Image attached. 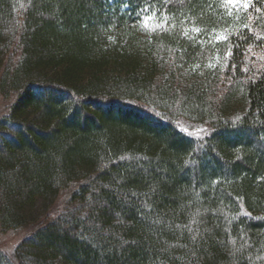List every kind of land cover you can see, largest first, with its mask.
Wrapping results in <instances>:
<instances>
[{
  "label": "trees",
  "instance_id": "16d2710c",
  "mask_svg": "<svg viewBox=\"0 0 264 264\" xmlns=\"http://www.w3.org/2000/svg\"><path fill=\"white\" fill-rule=\"evenodd\" d=\"M248 3L0 0V227L30 231L0 264H264Z\"/></svg>",
  "mask_w": 264,
  "mask_h": 264
},
{
  "label": "rangeland",
  "instance_id": "374dc122",
  "mask_svg": "<svg viewBox=\"0 0 264 264\" xmlns=\"http://www.w3.org/2000/svg\"><path fill=\"white\" fill-rule=\"evenodd\" d=\"M221 5H222V10H224L226 12V14L228 15L229 9H228V7H226L223 4V0H221ZM243 11H244L243 7H240L239 9H231V12H232L231 16L233 17L237 13L242 14ZM16 53L17 54H14V57L17 58V60H18V57L20 56L19 49L17 50ZM14 62L15 61H13V63ZM251 63H255V62H251ZM13 102H14V97H12V96L7 97V98H3L2 96H0V119L4 116L8 115L10 106ZM181 127L188 128V127H186V125H183V124L181 125ZM183 128H181V129H183ZM204 128L205 127L200 126V124H198L195 126V128L191 127L188 129H189V131H190L189 133L191 135L196 134V133L197 134L201 133V135H202L204 133ZM199 137H200V135H199ZM66 198H67L66 196H62L60 198V204H58L56 206V208L53 210L54 212H57L58 210H60V208H62V205L65 202ZM29 232L30 231H27V230H13V229L3 230L0 227V254L5 255V256L6 255L9 256L12 253L13 248L17 244H19L22 241V239L29 234Z\"/></svg>",
  "mask_w": 264,
  "mask_h": 264
},
{
  "label": "snow or ice",
  "instance_id": "6c2138e0",
  "mask_svg": "<svg viewBox=\"0 0 264 264\" xmlns=\"http://www.w3.org/2000/svg\"><path fill=\"white\" fill-rule=\"evenodd\" d=\"M223 4L228 7V15H231V9H239L240 7H243L244 9H247L250 5L248 3V0H223ZM153 16H144L143 22L144 26L147 27V22L151 19H153ZM195 31H199V29H195ZM223 38L222 36H218L217 39Z\"/></svg>",
  "mask_w": 264,
  "mask_h": 264
}]
</instances>
